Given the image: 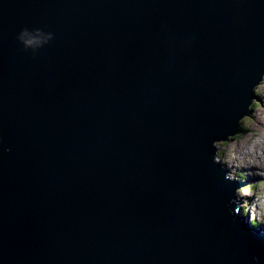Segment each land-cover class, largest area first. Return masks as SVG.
Masks as SVG:
<instances>
[{
	"label": "water",
	"instance_id": "1",
	"mask_svg": "<svg viewBox=\"0 0 264 264\" xmlns=\"http://www.w3.org/2000/svg\"><path fill=\"white\" fill-rule=\"evenodd\" d=\"M261 73L264 0H0V264H264L217 159Z\"/></svg>",
	"mask_w": 264,
	"mask_h": 264
},
{
	"label": "rangeland",
	"instance_id": "2",
	"mask_svg": "<svg viewBox=\"0 0 264 264\" xmlns=\"http://www.w3.org/2000/svg\"><path fill=\"white\" fill-rule=\"evenodd\" d=\"M253 98V99H252ZM250 108L252 112L245 116L242 127L233 137L228 140L220 141L217 159L228 169L230 176L240 180L241 187L238 190V199L240 205H245L244 213L241 214L242 221L245 223L251 209L258 210L261 214L264 212V175L260 174L256 166H242L239 164L236 153L238 142L248 133L250 125L254 123V114L264 111V79L260 80L259 85L254 89ZM234 161H237L234 163ZM249 197L253 202L244 203ZM262 215V214H261Z\"/></svg>",
	"mask_w": 264,
	"mask_h": 264
},
{
	"label": "clouds",
	"instance_id": "3",
	"mask_svg": "<svg viewBox=\"0 0 264 264\" xmlns=\"http://www.w3.org/2000/svg\"><path fill=\"white\" fill-rule=\"evenodd\" d=\"M26 36H28V33L26 31H21L19 39L23 40L26 46L34 45L35 43H37L36 41H33L30 37L27 40H24V37ZM47 38H51L50 33H49V37H46V39ZM32 52L35 53L34 51ZM261 79L262 80L264 79V73L260 74L258 81L254 85H256ZM252 88H251V92H252ZM251 112L252 109L250 108V113ZM235 150L240 165L242 166L255 165L257 170L260 172V174L264 175V111H260L254 114V123L250 125L248 133L238 142ZM213 162L215 163L214 159ZM235 162L237 161H234V163ZM227 175H230L228 171H227ZM249 201L250 202L253 201L251 197H249L244 203L247 205ZM243 207H245L244 204L241 205V208ZM241 210L244 211L245 209L243 208ZM255 212L256 210L253 209L252 212L249 213V217H247L249 224L254 227L264 226V217L259 215L256 216V219L258 221L256 224L250 222V218L255 214ZM229 214H231V212H229Z\"/></svg>",
	"mask_w": 264,
	"mask_h": 264
},
{
	"label": "trees",
	"instance_id": "4",
	"mask_svg": "<svg viewBox=\"0 0 264 264\" xmlns=\"http://www.w3.org/2000/svg\"><path fill=\"white\" fill-rule=\"evenodd\" d=\"M257 222H258L257 220L254 221L255 224H256Z\"/></svg>",
	"mask_w": 264,
	"mask_h": 264
},
{
	"label": "bare ground",
	"instance_id": "5",
	"mask_svg": "<svg viewBox=\"0 0 264 264\" xmlns=\"http://www.w3.org/2000/svg\"><path fill=\"white\" fill-rule=\"evenodd\" d=\"M238 131H239V129H238ZM235 135H236V134H235ZM233 136H234V135H233ZM233 136H232V137H233ZM221 164H222V163H221Z\"/></svg>",
	"mask_w": 264,
	"mask_h": 264
}]
</instances>
